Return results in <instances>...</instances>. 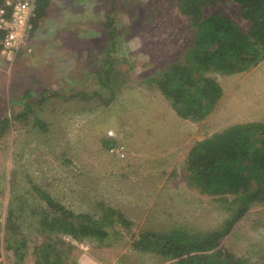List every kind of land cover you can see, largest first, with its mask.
Instances as JSON below:
<instances>
[{
    "label": "rangeland",
    "instance_id": "1",
    "mask_svg": "<svg viewBox=\"0 0 264 264\" xmlns=\"http://www.w3.org/2000/svg\"><path fill=\"white\" fill-rule=\"evenodd\" d=\"M212 13L249 27L234 0L207 7L205 14ZM192 41L190 20L176 0H50L21 55L9 62L0 54V116L11 121L0 138L2 224L12 187L33 206L45 205L40 188L76 213L98 218L106 203L132 222H116L102 242H79L41 233L24 212L23 264H36V246L58 237L71 244L68 259L78 264H173L135 250L133 237L180 225L211 230L232 215L233 197L191 185L185 162L197 140L236 123L264 121V60L244 72L213 73L223 97L205 119H184L145 79L181 59ZM103 78L109 86L120 84L112 97ZM28 101L34 102L30 110L15 119ZM222 245L263 263L264 203L254 204ZM1 252L3 264H16L3 243Z\"/></svg>",
    "mask_w": 264,
    "mask_h": 264
},
{
    "label": "trees",
    "instance_id": "2",
    "mask_svg": "<svg viewBox=\"0 0 264 264\" xmlns=\"http://www.w3.org/2000/svg\"><path fill=\"white\" fill-rule=\"evenodd\" d=\"M176 1L181 14L190 20L193 41L181 59L169 62L157 75L145 81L159 89L181 118L201 121L214 111L224 94L213 73L244 72L264 60V0H234L249 23L246 30L224 14H205L207 7L215 6L220 0ZM2 2L0 0V4ZM49 5L50 0L36 1L33 29L47 14ZM112 22L108 20V26L114 35ZM111 65L104 71L108 80L114 78L113 74L109 75ZM103 82L111 91V97L116 93L114 85L116 89L120 87L117 81H113L112 86L104 78ZM32 103L28 101L26 108L14 118L25 115ZM10 122L8 116H0V138ZM107 141L108 147L113 145ZM185 163L189 183L202 193L233 197L232 215L211 230H193L181 225L165 231L142 229L133 237V248L173 264H264L252 263L249 258L240 257L222 245L223 239L251 207L264 203V121L236 123L197 140ZM1 191L3 195L4 190ZM36 191L45 205L33 206L26 194L19 195L14 187L10 189L4 223L0 221V264H3L2 243L15 255L16 264H23L25 260L28 245L23 230L25 213L36 219L41 233H62L79 242L86 239L102 242L110 236L109 229L114 228L116 222L125 227L132 224L125 213L106 203L101 204V215L96 218L89 213H76L45 190L37 188ZM70 248L71 244L63 238H47L34 250L35 263L78 264L68 259Z\"/></svg>",
    "mask_w": 264,
    "mask_h": 264
},
{
    "label": "built area",
    "instance_id": "3",
    "mask_svg": "<svg viewBox=\"0 0 264 264\" xmlns=\"http://www.w3.org/2000/svg\"><path fill=\"white\" fill-rule=\"evenodd\" d=\"M36 1L3 0L0 4V54L9 62H14L27 47Z\"/></svg>",
    "mask_w": 264,
    "mask_h": 264
},
{
    "label": "crops",
    "instance_id": "4",
    "mask_svg": "<svg viewBox=\"0 0 264 264\" xmlns=\"http://www.w3.org/2000/svg\"><path fill=\"white\" fill-rule=\"evenodd\" d=\"M32 32V30L30 31V33Z\"/></svg>",
    "mask_w": 264,
    "mask_h": 264
}]
</instances>
